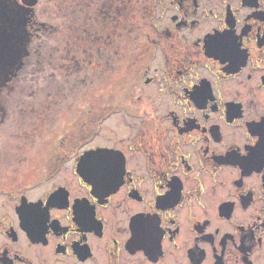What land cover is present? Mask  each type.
I'll list each match as a JSON object with an SVG mask.
<instances>
[{"label":"flooded vegetation","instance_id":"flooded-vegetation-1","mask_svg":"<svg viewBox=\"0 0 264 264\" xmlns=\"http://www.w3.org/2000/svg\"><path fill=\"white\" fill-rule=\"evenodd\" d=\"M9 1L0 81L24 64L9 36L30 8ZM147 14L110 76L115 136L103 105L97 136L51 154L40 181L1 174L0 264H264V0Z\"/></svg>","mask_w":264,"mask_h":264},{"label":"trees","instance_id":"trees-1","mask_svg":"<svg viewBox=\"0 0 264 264\" xmlns=\"http://www.w3.org/2000/svg\"><path fill=\"white\" fill-rule=\"evenodd\" d=\"M147 5L148 0L38 1L28 21L23 67L0 81V163L14 171L8 179L17 178L22 165L24 182L31 180L26 185L37 183L48 156L78 151L84 135L68 150L54 139L64 136L72 114L100 83L112 80L110 90L115 88L110 76L119 54L125 56L148 24Z\"/></svg>","mask_w":264,"mask_h":264},{"label":"rangeland","instance_id":"rangeland-1","mask_svg":"<svg viewBox=\"0 0 264 264\" xmlns=\"http://www.w3.org/2000/svg\"><path fill=\"white\" fill-rule=\"evenodd\" d=\"M111 81H106L103 83H100L99 87L90 92L86 98L82 101V107L81 109H78L77 113L72 114V120L68 123L67 131L64 133V136L60 135L59 137H55L54 141L57 140V142H61V147H63V150H68V148L71 146L72 142L76 141L79 136L84 135V137L81 138V141L83 143L89 142L87 137H95L97 136V128L96 123L98 122L97 113L99 111V108H101L103 105L105 106L104 114H109L108 122L106 124L105 128V135L106 139L112 138L115 136V132L118 130L119 122L123 121L120 114H117L118 109L116 108L117 105L111 102V105H108V102H105V99L110 97V95L114 96V93L110 90V83ZM104 97V102L102 103V98ZM87 111L84 113V111ZM95 124V126H94ZM82 133V134H81ZM89 133V134H88ZM79 135V136H78ZM96 141V140H95ZM80 147V146H78ZM49 154V153H48ZM58 154V153H54ZM46 157V156H45ZM49 157L47 158V161L50 163L57 162V161H50ZM2 167H0V173H4L8 167V162L0 163ZM4 166V167H3ZM6 166V168H5ZM42 172V171H41ZM26 182H31L30 179H28ZM29 184V183H27ZM49 183H45L42 186V189H46L49 187Z\"/></svg>","mask_w":264,"mask_h":264},{"label":"water","instance_id":"water-1","mask_svg":"<svg viewBox=\"0 0 264 264\" xmlns=\"http://www.w3.org/2000/svg\"><path fill=\"white\" fill-rule=\"evenodd\" d=\"M38 1L39 0H22V3L25 5V6H27V7H29L30 9H27L26 11H25V15L26 16H28L29 14H30V12H31V8L32 7H34L37 3H38ZM5 5H7V6H10V7H13L12 5H11V3H10V1H9V3L8 4H6V0H1L0 1V7L1 8H6L5 7ZM10 10V9H9ZM19 10V7H15V10L13 9V11H9L8 12V14H6V17L7 18H11V17H14L15 15L13 14V13H16V11H18ZM26 16H25V19H24V16H22L21 17V22H14V24H16L18 27H17V31L19 32V28H20V24L21 25H23V27H24V25H25V23H26ZM23 27H22V31L21 32H19L17 35H15V34H13L12 32H10L11 34H10V40L11 41H15V44H16V40H17V43H18V45H17V51H16V55H17V59H18V61H20L21 59H23L24 58V56L26 55V53H27V50H26V44H27V32H25L24 30H23ZM0 30H2V31H4V32H6V33H8L7 32V29L6 28H4L3 26H0ZM13 31L14 32H16V30L13 28ZM14 48V47H13ZM15 49V48H14ZM79 169H81V164H79V167H78Z\"/></svg>","mask_w":264,"mask_h":264}]
</instances>
